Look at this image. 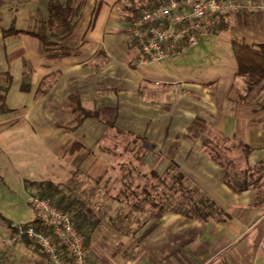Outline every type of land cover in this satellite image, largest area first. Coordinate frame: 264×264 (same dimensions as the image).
<instances>
[{
  "label": "crops",
  "instance_id": "1",
  "mask_svg": "<svg viewBox=\"0 0 264 264\" xmlns=\"http://www.w3.org/2000/svg\"><path fill=\"white\" fill-rule=\"evenodd\" d=\"M48 1L0 0V75L11 79L9 111L0 113V194L27 196L34 217L21 224L36 219L26 181L50 180L90 209L87 264H264V92L249 91L236 67L159 87L160 70L138 66L129 39L130 6L146 0H73L79 17L65 36L46 23ZM240 1L260 8L224 15L211 35L227 33L231 47L264 44V0ZM43 22L49 48L32 33ZM80 107L93 115L64 129ZM216 137L227 170L204 151V139ZM74 142L81 149L70 156ZM134 153L145 171L178 167L223 220L138 209L125 199L133 194L109 192ZM13 222H0V262L51 264L30 243L13 242Z\"/></svg>",
  "mask_w": 264,
  "mask_h": 264
},
{
  "label": "trees",
  "instance_id": "2",
  "mask_svg": "<svg viewBox=\"0 0 264 264\" xmlns=\"http://www.w3.org/2000/svg\"><path fill=\"white\" fill-rule=\"evenodd\" d=\"M73 0L67 2H59L57 0H49L47 3V25L49 29H53L56 24L62 26L60 35L70 34L79 17L81 5L74 7ZM159 0L150 3L148 7L155 6ZM143 7H132V18L138 15ZM223 17V16H221ZM221 18L218 25L212 29L213 33L223 30ZM45 22L39 31H32L44 43L46 48L52 44L51 38L45 30ZM9 33V32H8ZM7 34V32H6ZM233 54L236 61L235 75L243 78L246 88L249 91L258 93L264 92V44L258 46H249L242 41L233 43ZM7 81V86L0 85V113L8 112L5 104V98L9 89L11 79L7 74L0 75ZM29 86V77L26 75L22 88L27 90ZM93 115L91 112L79 108L73 121L64 124V129H69L76 125L82 119ZM221 139L208 140L204 139V151L220 166L227 170V166L223 160V152L220 150ZM81 147L74 142L69 151L72 156ZM142 158L140 154L134 153L133 159L121 166L122 174L119 179L120 188L117 194H129L134 197L125 198L132 201L133 206L138 209H148L159 214H177L192 220L210 221L223 220L225 213L220 206L211 198H209L199 187L194 185L186 175L175 165H170L163 174H159L155 170L145 171L141 167ZM227 175V172H226ZM26 188L31 190V195H38L41 198L50 199L56 206L64 211L73 214L77 230L85 238V243L89 240V234L93 230V222H87V214L89 208L85 207L84 201L75 196L74 193H66L62 184H55L50 180L26 181ZM65 189V190H64ZM11 224V223H10ZM36 231L45 235H51L52 232L41 226L40 221L36 218L30 223ZM25 242L29 243L27 240ZM61 248V247H59Z\"/></svg>",
  "mask_w": 264,
  "mask_h": 264
},
{
  "label": "built area",
  "instance_id": "3",
  "mask_svg": "<svg viewBox=\"0 0 264 264\" xmlns=\"http://www.w3.org/2000/svg\"><path fill=\"white\" fill-rule=\"evenodd\" d=\"M258 8L240 0H161L143 8L129 24L130 42L139 51L137 65L172 59L211 35L221 16ZM29 203L41 226L52 234L38 232L31 224L13 222L9 224L13 242L27 240L51 264H87L90 249L77 230L73 214L38 195H31Z\"/></svg>",
  "mask_w": 264,
  "mask_h": 264
},
{
  "label": "rangeland",
  "instance_id": "4",
  "mask_svg": "<svg viewBox=\"0 0 264 264\" xmlns=\"http://www.w3.org/2000/svg\"><path fill=\"white\" fill-rule=\"evenodd\" d=\"M146 2L147 0L142 4L143 8L150 6ZM133 6L139 7L138 4H133L130 9ZM151 65V69L160 70L157 72L155 81L161 83L159 87H163L175 86L191 79L207 82L227 76L235 69L236 61L231 43L228 41V34L223 33L217 36L209 35L203 38L196 47L189 48L172 59ZM118 178L115 182L110 183V187H106L113 194L121 186L120 182H117ZM26 197V195L17 193L0 194V222L3 218L14 221V223H21L33 218V212L26 202V200L28 201Z\"/></svg>",
  "mask_w": 264,
  "mask_h": 264
}]
</instances>
